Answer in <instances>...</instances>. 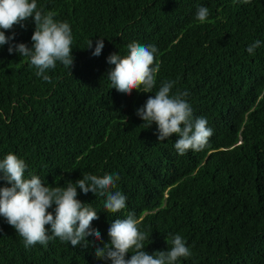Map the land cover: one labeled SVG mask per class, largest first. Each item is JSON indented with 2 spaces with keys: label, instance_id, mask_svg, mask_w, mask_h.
Listing matches in <instances>:
<instances>
[{
  "label": "trees",
  "instance_id": "trees-1",
  "mask_svg": "<svg viewBox=\"0 0 264 264\" xmlns=\"http://www.w3.org/2000/svg\"><path fill=\"white\" fill-rule=\"evenodd\" d=\"M36 3L43 14L69 23L74 67L71 72L57 61L46 73L49 83L29 58L0 46V160L17 155L26 178L36 175L50 188L83 175L118 174L110 191L127 200L111 214L104 211L106 195L78 188L77 199L98 213L92 228L101 239L89 236L76 247L57 237L26 248L0 216V264H111L96 257V248L111 242L110 225L129 213L147 234L150 255L168 251L170 237L179 234L191 255L175 264H264V0ZM201 6L209 10L205 23L196 19ZM22 24L5 35L15 33L14 43L31 48L34 18ZM101 38L105 47L93 56ZM257 40L261 46L249 54ZM133 42L158 50L152 93L141 87L123 94L107 78L115 67L109 55L127 56ZM164 81L176 82L170 94L188 92L193 119L208 121L213 135L203 150L179 155L177 134L159 141L156 124L148 128L136 115ZM5 186L11 187L0 180ZM46 228L51 234V225Z\"/></svg>",
  "mask_w": 264,
  "mask_h": 264
},
{
  "label": "clouds",
  "instance_id": "clouds-1",
  "mask_svg": "<svg viewBox=\"0 0 264 264\" xmlns=\"http://www.w3.org/2000/svg\"><path fill=\"white\" fill-rule=\"evenodd\" d=\"M242 2L250 3V0ZM54 16L53 12L43 14L37 10L36 0H0V46L9 44L10 54L16 52L29 58L30 65L37 69L36 75L49 83L52 78L46 73L56 68L57 61L72 72L75 59L70 47L73 43L71 27L67 22L56 21ZM208 17L209 10L199 7L197 21L205 23ZM29 18H34L36 26L31 37V48L25 43H14L15 33L10 37L5 35V30L17 24L23 26L22 22ZM92 43L91 40L87 49L92 48ZM261 44L262 41H255L247 48V52L254 54ZM104 47V39L97 40L92 55L99 56ZM128 49L129 54L123 58L116 53L107 58L110 65H115L107 74L112 88L127 95H131L134 89L141 91V87L142 92L152 93L160 67L155 63L157 48L133 42L128 45ZM175 83L164 81L155 95L149 96L146 103L136 110V115L148 128L156 124L159 141L177 134L179 139L174 147L183 156L189 150H203L213 130L207 127L206 118L193 119V110L184 99L188 95L187 91L177 90L175 94H170ZM26 169L25 161L15 154L9 153L0 160V180L11 185L0 187V216L15 228L26 248L37 243L47 244L50 239L57 237L62 242H70L73 247L82 242L87 244L89 236L101 239L100 232L92 228V222L99 219L98 213L77 199L78 188L85 195L89 192L96 196L106 195L104 211L108 213L116 214L126 207L127 197L120 191H110L116 187L118 174L83 175L75 183L68 181L66 187L50 188L36 175L26 178ZM53 205L56 206L54 214L48 211ZM46 225H51V234ZM108 235L111 242L102 248L97 247L95 255L111 261V264H175L179 258L191 255L186 241L179 234L170 237L171 247L168 251L148 254L143 243L148 236L139 230L138 220L133 213H129L125 219H116L110 225ZM129 252L132 253L131 258L126 259Z\"/></svg>",
  "mask_w": 264,
  "mask_h": 264
}]
</instances>
